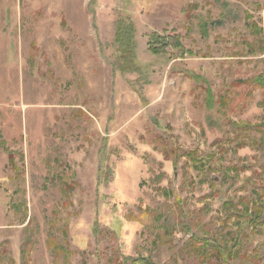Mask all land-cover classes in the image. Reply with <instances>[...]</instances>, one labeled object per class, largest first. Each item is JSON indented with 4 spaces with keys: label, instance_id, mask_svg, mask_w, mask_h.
<instances>
[{
    "label": "rangeland",
    "instance_id": "374dc122",
    "mask_svg": "<svg viewBox=\"0 0 264 264\" xmlns=\"http://www.w3.org/2000/svg\"><path fill=\"white\" fill-rule=\"evenodd\" d=\"M261 74L264 0H0V264H188L264 189Z\"/></svg>",
    "mask_w": 264,
    "mask_h": 264
},
{
    "label": "trees",
    "instance_id": "16d2710c",
    "mask_svg": "<svg viewBox=\"0 0 264 264\" xmlns=\"http://www.w3.org/2000/svg\"><path fill=\"white\" fill-rule=\"evenodd\" d=\"M122 19V18H121ZM120 19L118 24V28L116 31V41L117 43L125 44V54L121 51L120 47H118V52H120V63L127 67V69H131L132 71L139 70L142 73H146L147 70L151 69V65L140 64V61L137 59L136 50V42L135 39H131L129 41L122 36V33H133V26L129 18ZM165 38L159 34L152 33L150 34V41L148 43L150 51H153L156 55H162V51L158 48V45H161L164 42ZM175 47L182 50V45L179 43V40H175ZM165 46L168 44L164 43ZM122 53V54H121ZM190 76L194 81L205 82L204 79L197 76L195 73L191 72ZM250 83L254 84L257 87H264V74L256 78H252ZM206 101L209 111H213L215 105L220 103L222 107L226 106V101H223L221 97L219 100L215 101L214 91L207 88L206 91ZM240 129H252L259 130L263 133V137L261 138L264 141V122L260 124H250L246 122V124H238ZM242 146H247V143ZM175 149L170 151V154L173 153ZM186 152V151H185ZM169 158V152H166ZM186 155H194V152H186ZM197 164L204 163L206 161L200 157L196 158L195 155L192 157ZM207 160L214 159V156L206 157ZM234 168H237L235 166ZM259 186L253 188L248 197H239L237 200H222L221 215H220V223L219 227L227 228L228 231L223 234L222 229H218V233L216 235H208L207 236H196L195 234H191L192 236V251L195 252L194 258L188 262V264H235L234 258H236V254L240 253L243 246H247L248 250H250V255L247 256V260L241 261L238 264H260L264 261V256L261 255V250H264V241H256L254 245L250 243L255 241V236L257 234H261V227L264 224V189ZM131 216V215H130ZM128 216V217H130ZM134 217L131 218L133 220ZM236 218L241 219L236 221ZM230 223V224H229ZM229 227V228H228ZM250 229V231H249ZM249 231V232H248ZM194 262V263H192ZM134 264H138L135 262Z\"/></svg>",
    "mask_w": 264,
    "mask_h": 264
}]
</instances>
